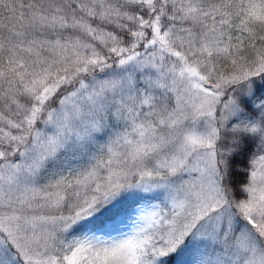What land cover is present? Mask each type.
<instances>
[{
    "label": "snow or ice",
    "instance_id": "6c2138e0",
    "mask_svg": "<svg viewBox=\"0 0 264 264\" xmlns=\"http://www.w3.org/2000/svg\"><path fill=\"white\" fill-rule=\"evenodd\" d=\"M0 264H264V0H0Z\"/></svg>",
    "mask_w": 264,
    "mask_h": 264
}]
</instances>
